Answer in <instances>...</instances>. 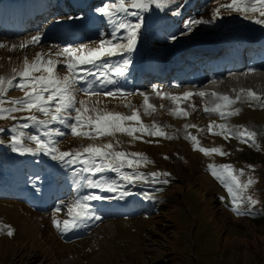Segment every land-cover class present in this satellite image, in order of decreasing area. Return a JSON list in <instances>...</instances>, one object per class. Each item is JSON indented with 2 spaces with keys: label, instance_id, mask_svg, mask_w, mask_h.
<instances>
[{
  "label": "rangeland",
  "instance_id": "374dc122",
  "mask_svg": "<svg viewBox=\"0 0 264 264\" xmlns=\"http://www.w3.org/2000/svg\"><path fill=\"white\" fill-rule=\"evenodd\" d=\"M84 1V4H80L82 10L66 12L64 18L69 20L67 17L83 15L86 19L80 23H89L90 34L58 35L50 41H47L44 35L39 43L27 44L23 48L20 45L30 40L40 30H28L14 35L6 34V32L0 34V45H3L0 47V74L4 73L8 80L18 76V73L23 70L25 59L31 64L37 53H43L42 59L44 60L63 62L62 58L65 57L57 55V53L64 46L71 45L78 48L83 44L86 49L97 47L100 30L106 33L113 31L111 25L94 11L105 0ZM227 3L229 0H172V3L163 8L150 5L147 11L139 14L142 27L138 39L141 45L159 46V50L163 51L170 50L169 46L173 45L163 39L170 35L182 38L200 32V37H194L187 41V43H194L204 38L203 35L208 32H211V34H207L209 36L231 29V31L245 35L249 31L264 33V24L255 22L256 19H261V17L256 18L259 11L235 15L236 12L221 8V19L217 20L214 25L207 28V24H201L191 34L180 35L184 30L185 20L189 18L210 19L214 9ZM181 4L183 8L180 14L173 15L175 7ZM227 16L230 18L227 19ZM97 19L103 20L100 22ZM125 19L135 21L137 17L128 14ZM166 27L176 33H169ZM122 35H124L123 32ZM19 40L22 42L17 44ZM184 43L186 42H183L182 45ZM137 53V49H135L133 53L129 54V58L137 59ZM171 54L172 52L165 53L163 56ZM110 63L125 68L123 76L114 75L108 69H100V71L108 73L105 78L111 79L112 83L100 86L97 85V77H89L88 81H81L75 85L77 88L78 86L87 87L88 83H91L92 91L100 93V95H88L85 92L79 94L80 91L76 93L77 100L81 97L79 101L86 102L85 107L97 110L87 114L95 116L103 112H122L128 115L137 104V113L143 124L150 127L158 125L155 111L159 105L153 106L151 113L147 114L142 104L146 96L141 95L143 89L136 86L137 80L134 79L133 84L131 83L132 78L128 83L124 82L125 75L133 74L131 63L125 64L123 58L120 57L112 58ZM92 71L96 72L97 68L92 67ZM54 73L60 78L70 74L66 67L60 65L54 69ZM34 75L46 74L39 72ZM27 90L15 87L7 90L4 94L5 103L2 106L12 107L10 101L21 98ZM108 91H119L125 95L109 97L103 94ZM76 106L80 107V104L77 103ZM183 106H185L184 112L188 115V109L192 108L191 101H186ZM197 109H192L190 123L193 131H191L186 128L189 121L187 115H184L180 123L175 124L166 116L169 110L166 105L164 106L166 113L164 117H167V120L161 117L160 125L165 126L172 143L182 148L189 145V155L185 160H181L175 155L169 157L166 154L167 159H165L163 154L167 153V147L157 151L153 149L152 155L156 159L152 163L153 167L164 166L166 170L174 168L176 171L167 178L169 183L164 186L163 195H158L153 201H144V204L153 206L151 212H154V215L143 212L133 216H123V213L120 214L121 216H116V212L128 210L123 200L120 198L92 200L90 203L93 210L90 209V215L80 221L79 227L62 233L53 225V218L60 222L67 219L68 209L75 199L88 192L98 193L105 197H111L113 193L80 187L77 181L84 175V172L79 171L81 165L75 166L79 175H76L71 167L68 170V178L72 184L63 189L60 198H58V200L64 201L63 205H59V211H57L58 200L47 199L48 201L45 202L44 197L39 193L40 199L37 201L39 204L36 208L29 204L14 202L9 198L13 193L12 190L7 189L4 183H1L0 186L5 191L6 199L0 200V264H264V142L255 141L258 147H253L251 142L245 144L236 135L240 129H233L243 125L255 127L257 121L264 118V109L262 107L258 109L257 103L254 102L252 106L244 109L241 113L231 115V118H228L230 115L222 116L220 114L221 119H215V112L208 111H203L198 116ZM29 115H35L38 119L46 118L42 113L35 111H15L6 114L8 118H4L3 122H0V128L11 129L15 123H24L22 118ZM72 115L75 113L73 112ZM12 117L17 119L13 120ZM210 123L212 127L217 123L224 125L232 132L229 137V142L232 144L229 145L230 152L226 158H218L222 155L217 153L206 155L193 148L195 142L190 138L191 136L197 137L199 147L205 148V143L208 144L205 140L210 133L208 130ZM54 129L67 132V134L59 136ZM83 131L91 130L83 129ZM20 132L25 134L23 137L24 147L33 149L36 147L35 142L27 138L28 135L34 134L44 140L48 136L59 151H82L83 147L90 144L103 146L106 145L105 138H109L113 141L111 143L113 148L110 151L116 152L123 140L134 142L141 140V138L135 137L142 135L139 131L132 135L120 132L103 136L93 134L90 137L72 135L69 129L57 122H53L47 128L43 126L21 128ZM46 133L48 134L46 135ZM1 134L5 137L3 141L10 144V137L13 133L9 130L1 132ZM146 139L151 140L149 137ZM122 148H125V145ZM7 150L12 153L14 161L27 160L26 155L27 158L44 155L42 152L20 154L13 152L11 146ZM158 152L160 153L158 154ZM6 154L4 153V156ZM147 163L144 161L140 163L142 165L140 173L144 175L150 172L146 167ZM210 164H230L234 169H243L242 174L237 173L239 181L243 183L249 178L254 181L248 188L239 192L238 207L242 214L233 211L229 193L225 186L211 174L207 167ZM252 164L255 169L248 167ZM101 177L100 174H96V178ZM50 182L49 178L46 184ZM44 189L45 187H42V192ZM126 191L129 193L130 190ZM129 196H131L130 193L124 199L136 201L135 196ZM141 196L144 197V195ZM25 197L27 200L30 198L28 202H31L32 198L34 199V196L29 193L25 194ZM249 198L255 200L256 203H249ZM136 202L138 203V201ZM45 203H48L47 207L51 206L47 210H44L47 207L42 208ZM145 206L147 205H138L140 208H145ZM248 210H250V214ZM93 215H98L102 219L94 220L92 219ZM109 223L111 227H108ZM90 227L94 228L91 230ZM10 230L12 235H8Z\"/></svg>",
  "mask_w": 264,
  "mask_h": 264
},
{
  "label": "snow or ice",
  "instance_id": "6c2138e0",
  "mask_svg": "<svg viewBox=\"0 0 264 264\" xmlns=\"http://www.w3.org/2000/svg\"><path fill=\"white\" fill-rule=\"evenodd\" d=\"M172 3V0H105V2L94 9L95 13L101 18L105 19L109 25H111L113 31L105 32L100 30L99 39L97 41L98 46L94 48H87L81 44L79 47H73L71 45L64 46L57 55H63L65 57L63 62L53 61L51 59H42L43 53H37L34 61L29 64L25 59L23 70L18 73V76L13 77L7 81V88H5V80L0 77V119L8 118L7 113L15 111H29L42 113L46 118L38 119L35 115H29L23 117L24 123H15L11 126V129L0 128V132L11 131L13 134L10 137L11 150L20 154L25 153H44L50 156L53 160L58 161L63 167H71V170L79 175V172L75 169V165H81L79 171L89 173L88 176L80 178L77 183L80 187L87 189H98L101 192L113 193L111 197L101 196L98 193L88 192L81 197L75 199L72 205L68 209V218L62 222L53 218V225L57 227L62 233H67L73 229L79 227L80 221L90 215V209L92 207V200H104L112 198H123L129 193L126 190H122L114 178H96V174H101L106 171L120 172V179L125 183L133 184L137 182H151V183H169V180H160L159 177L170 176V173L153 172L147 175L137 172H124L122 169L127 166L133 168L135 165H139L141 161L148 162V158L142 153H127L123 151H110L113 145L106 144L103 146L88 145L83 147L82 151H59L54 147L53 141L44 140L41 137L31 134L28 135V139L34 141L36 147H24L23 137L24 133L20 132L21 128L28 129L33 126H43L47 128L48 125L53 122H57L64 125L69 129L72 135H82L90 137L93 134L96 136L111 135L115 132L127 133L132 135L139 131L147 133L149 135L165 136L166 134L156 129L155 131L144 127L135 128L126 125L128 121L139 122L140 117L135 111L132 115H124L119 112H103L95 116L88 115L89 112H96L95 108L85 107V101H78L76 93L78 91H84L88 95H100L92 91V84L88 83L87 87L77 88L75 85L81 81H88L89 77H97L99 83H112L111 79H104L108 73L100 71V69H108L112 71L114 75H122L126 70L120 66H114L110 63L112 58H123L125 64L131 63L129 54L133 53L136 46L142 27V22L139 18V14L148 10L150 5H155L157 8H163L166 5ZM251 5V7H250ZM259 6V7H258ZM183 5L175 7L173 15H179L182 11ZM221 8L230 9L236 13H248L259 11L261 19H256L258 24H264V0H229V3L222 4L220 8H216L212 12L210 19L204 18H189L184 21V30L180 35L191 34L196 27L201 24H212L221 19ZM131 14L137 17L135 21H129L125 17ZM247 18V17H246ZM67 19L83 20L81 16H70ZM56 23H61L62 20L57 18ZM123 32L124 35H120ZM43 37V32H38L33 35L30 40L21 44L20 47H26L27 44L39 43ZM179 38L177 35H170L169 40L175 41ZM3 45H0L2 47ZM60 65L66 67L69 76L63 78L58 77L54 73V69ZM92 67H96L97 71L93 72ZM43 72L46 75L36 76L34 73ZM28 89L24 92V95L19 99H13L10 103L12 107H3L5 103L4 94L11 88ZM153 90L156 91L157 86L153 85ZM106 96L114 97L117 95H125V93L117 92H104ZM143 95V93H141ZM163 96L164 93H159ZM192 95H200L203 97L204 92L192 93L185 92L182 97L171 96V100L174 103H179L181 99L191 97ZM213 95H216L213 93ZM248 98L258 100L262 107H264V99H261L251 89L247 90ZM222 103H218L214 108H205V111H216L223 115H236L238 110L222 112L221 109H227L236 101L230 98L228 95H221L219 97ZM238 99V97H237ZM77 103L80 107H77ZM144 104L151 108L152 105L145 97ZM75 115H72V113ZM178 113L187 115L182 109H177ZM16 120V117H12ZM221 129L220 133H216L224 136L228 139L232 132L224 125L218 126ZM80 129V130H78ZM83 129H90L91 131H83ZM209 132H212V124L209 125ZM57 135L64 136L67 132L59 129H54ZM48 133H46L47 135ZM135 137V138H141ZM239 139L245 143H252L253 147H258L254 141L255 133L248 132L241 126L240 130L236 133ZM191 139L195 142L193 144L194 150H199L204 154L217 153L220 155H226L222 148H204L199 147L197 137L191 136ZM167 159V157H165ZM211 174L218 179L227 189L229 197L232 202L233 211L237 214H242L241 209L238 207L239 192L248 188L254 181L249 178L246 182L241 183L238 179V175L243 173V169H234L232 165H208L207 166ZM252 168V165L248 166ZM150 178V179H149ZM249 203L255 204L256 201L249 198ZM64 201L57 202V211H59V205H63ZM249 214H250V210ZM92 219L100 220L102 217L93 215ZM12 231L8 232V235H12Z\"/></svg>",
  "mask_w": 264,
  "mask_h": 264
},
{
  "label": "trees",
  "instance_id": "16d2710c",
  "mask_svg": "<svg viewBox=\"0 0 264 264\" xmlns=\"http://www.w3.org/2000/svg\"><path fill=\"white\" fill-rule=\"evenodd\" d=\"M260 17L259 15L256 16V18ZM169 31L172 33V30L169 29ZM175 34V32H173ZM196 34V36H195ZM207 35V34H206ZM205 35V36H206ZM200 33H194L192 35H188L182 38H178L175 41H170L169 37L165 38L170 42V45L168 49H172L174 47L175 43L181 42L183 40H192L194 37H199ZM159 47V46H158ZM158 47H155V45L150 46H145L144 44L141 45V42L137 41V46L135 49H137V52L139 55H144L146 51H153V50H159ZM161 51V50H160ZM65 58H62L64 60ZM70 75V74H69ZM40 76V75H38ZM0 77H3L5 82L7 83L8 78L7 76L3 73L0 74ZM7 88V85L5 86ZM79 88V87H78ZM84 91H80L79 94H82ZM81 100V97L78 98V101ZM133 111L137 113V104L134 105V108L131 110L130 114L132 115ZM122 113V112H119ZM123 114V113H122ZM127 115V114H124ZM138 115V113H137ZM139 116V115H138ZM4 118L0 119V122H3ZM126 125L135 127V128H140L144 127L147 129H151L155 131L156 129H159L163 131L166 135L165 136H156V135H149L147 133H144V138L141 140H136L134 142H129V140H123L122 144L119 145V148L116 149V151H123L127 153H142L148 158V163L146 167L150 171L149 173L153 172H160V173H170V175L174 174L176 171L173 168L172 170H166V167L161 166V168L153 167L152 163L153 161H156V159L152 155V151L154 150H159L163 148L164 146L162 145V142L168 141L169 139V134L165 130V126H158V127H150L149 125L145 126L140 118L139 122L135 121H128L126 122ZM146 137H149L151 140H147ZM4 136L0 132V183L4 181L3 176H9L12 179V187L14 189H18L22 187L20 190L21 193L25 192H34L36 194L40 193L42 185L47 181V179H52L51 184H50V189L48 190L49 194L51 191H57L61 192L63 189H66L69 187L72 182L68 178V170L70 167H63L58 161H53L48 155H43V156H38L35 158L29 157L27 158V155L25 156L27 160H18L14 161L15 158H13V155L11 152H8V147L10 148L9 143H5ZM45 140H49L48 136L45 138ZM113 141L109 140V138H105V144H111ZM115 143V142H114ZM125 145V148H122V146ZM148 146V147H147ZM4 153H7L4 156ZM160 152H158L159 154ZM167 153L163 154V157H165ZM162 159V158H161ZM164 160V159H162ZM79 167L80 165L77 164L75 165ZM252 169H255V166L252 164ZM142 169V165H135L133 168H128L125 166L122 171L124 172H137L140 173V170ZM148 173V174H149ZM89 173H84V176H88ZM103 178H114L116 182L121 185L122 190H130L129 193L131 196H135L136 201L134 200H126L123 198H120L125 202L127 205V211L122 212L125 213L128 216H133L136 214H140L143 212H147L148 214H155L154 212H151L153 206L144 204V201H153L158 195H163L164 191V186L166 184L164 183H151V182H137L133 184H128L125 183L123 180L120 179V172H112V171H106L102 174H100ZM169 176L164 177L161 176L159 179L162 181L164 179H167ZM150 179V178H149ZM10 182V181H9ZM4 190L3 187L0 186V200L1 199H6L4 195ZM20 193V192H19ZM3 195V196H2ZM141 195H144L142 197ZM21 196V197H19ZM12 201L21 203L22 195H12L9 197ZM60 198V195H55V200H58ZM60 201V199L58 200ZM134 202H136V205H134ZM23 204H28L27 202H23ZM139 204L142 205H147L145 208H140L138 207ZM122 209V207H120Z\"/></svg>",
  "mask_w": 264,
  "mask_h": 264
},
{
  "label": "bare ground",
  "instance_id": "6f19581e",
  "mask_svg": "<svg viewBox=\"0 0 264 264\" xmlns=\"http://www.w3.org/2000/svg\"><path fill=\"white\" fill-rule=\"evenodd\" d=\"M44 17L45 18L48 17V14H46ZM61 17H65L64 13L61 14ZM228 17L229 16H227L226 18H228ZM48 19H44L41 21V19L39 18L37 23H35L33 26H29V28H28V29H30L29 31L40 30V32H43V36L45 35V39L47 41L53 40L58 35H63V33H61V32L50 33L48 30L45 33L43 31V26H41V24L42 23L48 24L47 23L49 21ZM43 21H45V22H43ZM212 24H207V27H209ZM16 32L17 31H14L11 29V30L6 31V34H15ZM21 42H22V40H19L17 44H20ZM232 78L235 79V82H241L242 84L248 86L247 90L251 89L253 92L256 93L257 96H259L261 99H264V87L263 88H257V89L252 88V82L255 80H258L260 82V84H264V60L261 61L259 64H257L255 69H245V70L239 69L236 72L235 77L233 76L230 79H232ZM164 85L168 86V84H164ZM202 86H205V89L202 90V92L205 93V95L203 97H201L200 95H192L191 97L185 98V101H187L191 98V102L193 103V108H189V110H188L189 121L186 124V128H188L191 131H193V129H191L192 125L190 123L191 114L193 113L192 109L198 108L197 109V115L199 116V114L201 112L205 111V108L212 109L215 107L216 104L222 103L220 101V99H217L215 101L211 100L210 97L212 95L214 85L209 81H202L195 88H188V92L199 93V92H201L199 90V88ZM219 88H223V87L220 86ZM167 90L176 92V90L174 88H167ZM196 96L201 97V99L197 100ZM237 97H238V99H237ZM230 98H232L233 100L236 101L230 107H234L235 110H238V113H241L244 110L243 108H241L242 103H246V106L248 107V106H252V104L256 101L255 99L250 100L247 96V92L246 93L236 92L233 95V97H230ZM258 104L261 106L259 101H258ZM159 105H160V107L158 108L157 117L161 118V117H164L166 115L164 113V103L161 99L159 101ZM166 108L169 110V112L167 113L166 116L168 118H170L171 120H175L177 122H180L183 119L184 115L181 113H178L177 109L178 108L182 109L184 112L185 106L166 105ZM263 109H264V107H263ZM221 111L227 112L228 110L227 109H221ZM208 112H215L214 118L215 119H221L219 112H216V111H208ZM231 117L232 116L230 115L228 118H231ZM219 125H221V124L217 123L214 127H212V132L209 133V135L206 137L205 142L207 141L208 144L206 145V143H205V148L211 149L214 147H220V148H222L223 152L227 153V155H222L218 158H226L230 152V150H228L229 145H231L232 143L229 142V138L225 139L224 136L216 134V133L221 132V129L218 127ZM242 127H243V129H246L248 132L255 133L254 141L264 142V118H262L260 121H257V124L255 125V127H250L248 125H246V126L243 125ZM199 128H200V126H199ZM240 128H241V126H237V127H234L233 129L235 130V129H240ZM162 145L164 147H167V156L173 157L175 155V157L180 158L181 160H185L186 158H188L189 145H185V147L182 148V147H179L177 144L172 143L171 140H169V139H168V141L162 142ZM26 194H28V193H26ZM108 227H111L110 223L108 224Z\"/></svg>",
  "mask_w": 264,
  "mask_h": 264
}]
</instances>
